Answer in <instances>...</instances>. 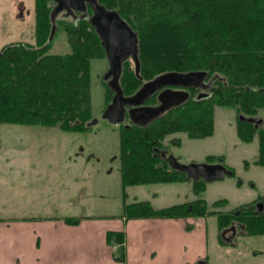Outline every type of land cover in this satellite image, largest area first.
<instances>
[{"label":"trees","instance_id":"1","mask_svg":"<svg viewBox=\"0 0 264 264\" xmlns=\"http://www.w3.org/2000/svg\"><path fill=\"white\" fill-rule=\"evenodd\" d=\"M117 11L137 33L140 72L132 61L123 63L120 85L126 96L134 95L146 82L168 73L205 71L208 96L190 98L149 125L120 124L122 186L176 183L191 180L197 198L155 208L149 200L124 206V217L203 218L216 216L220 239L239 224L243 234L264 235V196L233 210L222 211L227 200L209 210L201 196L207 181L194 180L174 166L179 163L166 152L168 135L184 132L204 138L215 131L217 106L236 109L237 133L242 141L259 138V158L264 166V0H98ZM50 0H36L37 44L13 43L0 51V123L58 126L63 131L82 132L93 115L92 60L107 57L101 38L90 19L56 17L58 29L67 34L71 51L47 53L53 20ZM91 15L92 9H89ZM57 31V30H56ZM55 37V36H54ZM54 39V38H53ZM107 88V106L114 90ZM146 103L157 105L158 93ZM244 117L245 119H242ZM180 144L179 139H174ZM208 163H224L223 156H208ZM226 165V164H225ZM232 176H235L233 168ZM126 195V193L124 194ZM259 203V204H258ZM79 218L67 217L68 223ZM108 242L117 246V259L124 260L125 233L110 231Z\"/></svg>","mask_w":264,"mask_h":264},{"label":"rangeland","instance_id":"2","mask_svg":"<svg viewBox=\"0 0 264 264\" xmlns=\"http://www.w3.org/2000/svg\"><path fill=\"white\" fill-rule=\"evenodd\" d=\"M35 6L36 0H0V51L13 43L37 44ZM81 13L53 10L52 16L90 19L88 9ZM70 51L67 34L58 26L47 53ZM122 55L123 60L130 59L134 67L129 52L123 51ZM111 77L107 57L92 60L93 117L85 131L0 123V217L22 213L121 216L124 206L136 201L149 200L156 207H168L197 198L191 180L129 186L124 190L120 123L114 124L104 116L108 88L105 83L111 86ZM197 93L200 95L202 90ZM207 96L208 93L204 95ZM258 115L264 120V109ZM238 119L236 109L217 106L215 131L211 136L192 139L184 132H177L165 139L166 154L180 164H206L208 156L214 155L223 156L226 164L223 165L233 168L235 176L207 183L201 196L209 210H214L215 202L221 199L227 200L221 210L228 211L264 196V166L256 164L258 135L251 142L242 141L237 133ZM124 123L130 125L132 122L125 117ZM174 139H179L180 144ZM9 172H44L45 184H40L38 190L20 183L14 186L9 183ZM212 220L215 222V217ZM242 231L236 241L239 250H264V236L242 235Z\"/></svg>","mask_w":264,"mask_h":264},{"label":"crops","instance_id":"3","mask_svg":"<svg viewBox=\"0 0 264 264\" xmlns=\"http://www.w3.org/2000/svg\"><path fill=\"white\" fill-rule=\"evenodd\" d=\"M9 178L14 186L37 189L45 184L44 172H9ZM123 215L0 217V264H264L263 249L239 250V225L224 232L222 243L216 216L127 219ZM67 217L79 220L68 223ZM110 231L125 233L122 261L107 240Z\"/></svg>","mask_w":264,"mask_h":264},{"label":"water","instance_id":"4","mask_svg":"<svg viewBox=\"0 0 264 264\" xmlns=\"http://www.w3.org/2000/svg\"><path fill=\"white\" fill-rule=\"evenodd\" d=\"M57 5L55 12L75 11L85 12L89 7L93 10L90 21L96 28L102 44L105 48L107 58L110 62V87L115 95L112 102L107 106L105 118L114 124L124 123L125 117H129L133 124L145 127L152 121L159 118L168 110L182 105L190 98V91L186 89L165 88L158 93L159 104L155 106L145 105L146 100L154 95L158 90L166 86H186L195 87L202 90L199 98L207 95L210 84H206L208 73L205 71H196L189 73L168 72L155 79L146 82L134 95L126 96L120 85V78L123 72L122 52H129L136 64V71L140 72L139 62V39L137 33L115 10H109L99 3L98 0H55ZM58 16V15H57ZM55 18L52 16L53 28L48 42H51L55 36L57 27ZM129 60V59H127ZM130 107V108H128ZM245 119L244 117H241ZM166 153H163L165 156ZM174 166L186 172L194 179H204L207 182H213L231 176L233 171L221 163H206L183 165L173 163Z\"/></svg>","mask_w":264,"mask_h":264},{"label":"flooded vegetation","instance_id":"5","mask_svg":"<svg viewBox=\"0 0 264 264\" xmlns=\"http://www.w3.org/2000/svg\"><path fill=\"white\" fill-rule=\"evenodd\" d=\"M50 4H51V6H53V10L55 9V7H56V5H57V2L55 1V0H50ZM89 9H91L90 7H89ZM89 9H88V11H89ZM93 11V10H92ZM77 13H79V14H82L81 12H77ZM130 60V59H129ZM127 61V60H126ZM205 83L207 84V82L205 81ZM168 87H171V88H173V89H186V90H191V89H197V88H195V87H186V86H182V85H179V86H166V87H163L162 89H160V90H158L157 91V93H159L160 91H162L163 89H165V88H168ZM198 90H200V89H198ZM190 93H191V91H190ZM145 105H149V104H147L146 102H145ZM158 105V104H157ZM150 106H155V105H150ZM128 108H130V107H128ZM163 153H166V152H163Z\"/></svg>","mask_w":264,"mask_h":264},{"label":"built area","instance_id":"6","mask_svg":"<svg viewBox=\"0 0 264 264\" xmlns=\"http://www.w3.org/2000/svg\"><path fill=\"white\" fill-rule=\"evenodd\" d=\"M115 248L117 249V246H115Z\"/></svg>","mask_w":264,"mask_h":264}]
</instances>
